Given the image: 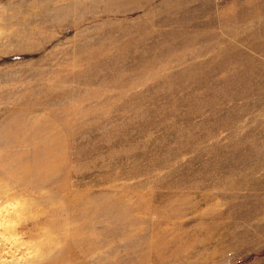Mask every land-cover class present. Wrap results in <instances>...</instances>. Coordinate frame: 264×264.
Returning <instances> with one entry per match:
<instances>
[{
	"label": "rangeland",
	"instance_id": "obj_1",
	"mask_svg": "<svg viewBox=\"0 0 264 264\" xmlns=\"http://www.w3.org/2000/svg\"><path fill=\"white\" fill-rule=\"evenodd\" d=\"M112 243L264 253V0H0V264Z\"/></svg>",
	"mask_w": 264,
	"mask_h": 264
},
{
	"label": "crops",
	"instance_id": "obj_2",
	"mask_svg": "<svg viewBox=\"0 0 264 264\" xmlns=\"http://www.w3.org/2000/svg\"><path fill=\"white\" fill-rule=\"evenodd\" d=\"M148 241V240H147ZM164 241V240H163ZM151 242V241H148ZM152 243H163L162 241H152ZM143 243H125L126 253L125 256L122 254L118 255V252L114 253L113 247L114 244H111V255L109 257V264H149L148 257V247L149 243H146L147 248L143 251L140 247H143ZM123 246V245H121ZM117 248V245L115 246ZM129 249L131 255L129 256ZM57 264H89L90 262L83 261L81 259H70L67 257H62V259H57ZM51 263H54L52 261ZM94 263V262H92ZM241 264H264V253L262 255L254 256L253 258L247 260L246 262H242Z\"/></svg>",
	"mask_w": 264,
	"mask_h": 264
},
{
	"label": "trees",
	"instance_id": "obj_3",
	"mask_svg": "<svg viewBox=\"0 0 264 264\" xmlns=\"http://www.w3.org/2000/svg\"><path fill=\"white\" fill-rule=\"evenodd\" d=\"M256 255H258V254L251 253V254H249L247 257H245L244 259H241V262H244V261H246V260H249V259L253 258V257L256 256Z\"/></svg>",
	"mask_w": 264,
	"mask_h": 264
}]
</instances>
